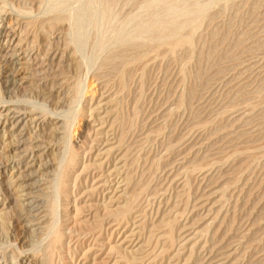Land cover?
Wrapping results in <instances>:
<instances>
[{
	"label": "rangeland",
	"instance_id": "1",
	"mask_svg": "<svg viewBox=\"0 0 264 264\" xmlns=\"http://www.w3.org/2000/svg\"><path fill=\"white\" fill-rule=\"evenodd\" d=\"M57 15L65 22L53 29L48 21ZM55 52L53 64L63 69L59 75L51 69L58 83H81L72 100L73 86L56 85L54 96L46 95L52 75L44 85L33 71ZM27 70L31 78L19 83L14 74ZM12 106L34 108L47 120L45 130L29 124L24 131L35 153L23 157L15 148L20 137L0 127V215L8 210L9 222L28 217L23 197L14 207L7 200L13 181L20 195V184H31L53 204L50 227L64 223L60 175L77 147L82 157L70 173L68 221L76 206L129 209L122 219L106 218L99 241V233L80 228L91 221L84 209L76 218L80 229H66L74 240L65 241L53 264H264V0H0L1 116ZM58 125L59 136L51 132ZM46 162L49 168H40ZM27 163H34L29 171ZM1 230L0 264H15L13 252L17 257L21 249L28 262L39 253L48 263L49 231L27 229L16 241L10 229Z\"/></svg>",
	"mask_w": 264,
	"mask_h": 264
},
{
	"label": "bare ground",
	"instance_id": "2",
	"mask_svg": "<svg viewBox=\"0 0 264 264\" xmlns=\"http://www.w3.org/2000/svg\"><path fill=\"white\" fill-rule=\"evenodd\" d=\"M72 1V0H71ZM99 1V0H98ZM133 1V0H132ZM4 2V1H3ZM104 2V1H103ZM131 2V1H130ZM162 3V2H161ZM257 3V2H256ZM52 4V3H51ZM253 4V3H252ZM53 5V4H52ZM64 5V4H63ZM62 5V6H63ZM66 5V4H65ZM97 5V4H96ZM115 5V4H114ZM117 5V4H116ZM137 5H138V3H137ZM137 5H136V7H137ZM61 6V7H62ZM85 6V5H84ZM91 6V5H90ZM121 6V5H120ZM60 7V6H59ZM64 7V6H63ZM97 8V7H96ZM47 9V8H46ZM108 9H110V8H108ZM119 9V8H118ZM59 10V9H58ZM90 10V9H89ZM221 10V9H220ZM254 10V9H253ZM16 11H17V9H16ZM49 11V10H48ZM153 11V10H152ZM167 11V10H166ZM29 12V11H28ZM44 12H47V11H44ZM163 12V11H162ZM161 12V13H162ZM27 13V12H26ZM108 13V12H107ZM112 13V12H111ZM24 14V13H23ZM220 14V13H219ZM51 15V14H50ZM148 15V14H147ZM165 15V14H164ZM45 16V15H44ZM153 16H155V15H153ZM166 16V15H165ZM64 16L62 15H57V16H55V17H51V19L48 21V24L50 25V27L51 28H58L57 26L59 25L60 26V24H62L63 22H65V17L63 18ZM82 17V16H81ZM127 17H129V16H127ZM138 17V16H137ZM146 17H148V16H146ZM173 18V17H172ZM211 18V17H210ZM39 19V18H38ZM134 19V18H133ZM136 19V18H135ZM148 19V18H147ZM157 19H159V18H157ZM212 20V19H211ZM44 21V20H43ZM90 21V20H89ZM208 21H210V20H208ZM34 22V21H33ZM33 22H29V24L28 25H30V26H33L34 27V25H35V22L33 23ZM108 22H110V21H108ZM187 22V21H186ZM251 22H253V20L251 21ZM46 23V22H45ZM110 23H112V22H110ZM109 23V24H110ZM157 23V22H156ZM172 23V22H171ZM179 23V22H178ZM107 24V23H106ZM144 25V24H143ZM156 25V24H155ZM170 25V24H169ZM96 26V25H95ZM158 26V25H157ZM173 26V25H172ZM26 27V26H25ZM37 27V26H36ZM75 27V26H74ZM38 28V27H37ZM31 30H32V28H30ZM39 29H41V28H39ZM79 29V28H78ZM158 29H159V27H158ZM42 30V29H41ZM46 30H47V28H46ZM169 30V29H168ZM178 30V29H177ZM26 31V30H25ZM28 31V30H27ZM36 31V30H35ZM55 31H57V30H55ZM54 31V32H55ZM60 31V30H59ZM65 31V30H64ZM151 31V30H150ZM149 31V32H150ZM164 31V30H163ZM68 32V31H67ZM83 32V31H82ZM209 32V31H208ZM248 32V31H247ZM153 33V32H152ZM172 33V32H171ZM11 34V33H10ZM25 34V33H24ZM39 34V33H38ZM135 34V33H134ZM182 34V33H181ZM35 35V34H34ZM155 35V34H154ZM190 35V34H189ZM55 36V35H54ZM126 36V35H125ZM152 36V35H151ZM156 36V35H155ZM174 36V35H173ZM179 36V35H178ZM8 37V36H7ZM181 37V36H180ZM179 37V38H180ZM145 38V37H144ZM170 38V37H169ZM24 39V38H23ZM178 39V38H177ZM182 39V38H181ZM9 40H10V42H13L14 44H15V42H16V40H17V36H16V34L14 35H11L10 37H9ZM30 40V39H29ZM69 40V39H68ZM157 40V39H156ZM183 40H185L184 38H183ZM187 40V39H186ZM22 41V40H21ZM194 41V40H193ZM66 42V41H65ZM187 42V41H186ZM221 42V41H220ZM18 43V42H17ZM44 43V42H43ZM61 43V42H60ZM107 43V42H106ZM185 43V42H184ZM234 43V42H233ZM5 44V43H4ZM20 44V43H19ZM22 44V43H21ZM20 44V45H21ZM51 44V43H50ZM54 44V43H53ZM66 44V43H65ZM173 44V43H172ZM177 44V43H176ZM262 44V43H261ZM163 45V44H162ZM173 45H175V43L173 44ZM15 47H16V45H14ZM22 46V45H21ZM50 46H52V45H50ZM49 46V47H50ZM158 46V45H157ZM175 46H177V45H175ZM261 46V45H260ZM62 47V46H61ZM178 47V46H177ZM258 47V46H257ZM98 48H99V46H98ZM151 48V47H150ZM25 49V48H24ZM28 48H26V50H27ZM51 49L53 50V48L51 47ZM57 49V48H56ZM65 49V48H64ZM194 49V48H193ZM46 50H48V48L46 49ZM59 50V49H58ZM113 50H115V49H113ZM15 51V50H14ZM25 51V50H24ZM27 51H29V50H27ZM51 51V50H50ZM57 51V50H56ZM161 51V50H160ZM218 51V50H217ZM68 52V51H67ZM99 52V51H98ZM14 53V52H13ZM29 53H30V51H29ZM46 53V52H45ZM50 53H52V52H50ZM50 53L48 54V55H50ZM58 53V52H57ZM60 53V52H59ZM190 53V52H189ZM229 53V52H228ZM25 57H26V55H25V53L23 52L22 53ZM21 54V55H22ZM27 54V53H26ZM38 54V53H37ZM36 54V55H37ZM127 54V53H126ZM31 55V54H30ZM48 55H47V53H46V57H48ZM61 55V54H60ZM109 55V54H108ZM11 55H9V57H10ZM23 56V57H24ZM38 56V55H37ZM41 56V55H40ZM150 56V55H149ZM195 56V55H194ZM7 57V56H6ZM36 57V56H35ZM39 57V56H38ZM61 57V56H60ZM123 57V56H122ZM141 57V56H140ZM211 57V56H210ZM210 57H209V59H210ZM10 58H12V57H10ZM61 58H63V57H61ZM25 59V58H24ZM37 59V58H36ZM55 59H57V55H56V52L55 53H53V54H51V56H50V59H48V58H46V59H44V61H48L49 62V60H50V63H45V62H41V64L38 66V67H35L34 69H33V71L35 70V71H38L39 72V75H42L43 76V78L41 79L42 81H43V84L45 85L46 83V81L48 80L47 79V77L48 76H50V75H52V79H51V81H52V87L50 88V89H46V87H44L45 89H44V93H46V95L48 94L49 96H51V95H53V87L54 86H56V85H58V86H61L62 87V85L64 84V83H58V79H60V78H58L59 76V73L61 72V71H63V69H62V67H61V63H60V65H59V61L58 62H56L55 64H58V65H55V64H53V62L55 61ZM121 59H123V58H121ZM192 59H194V58H192ZM30 60H32V59H30ZM129 60V59H128ZM26 61V60H25ZM33 61V60H32ZM62 61V60H61ZM111 61V60H110ZM109 61V62H110ZM63 62V61H62ZM34 63V62H33ZM114 63V62H113ZM80 64V63H79ZM31 65V64H30ZM33 65V64H32ZM63 65V64H62ZM104 65V64H103ZM106 65V64H105ZM205 65V64H204ZM34 66V65H33ZM55 66H57V67H59V68H57V67H55ZM3 67V66H2ZM28 67V66H27ZM48 67V68H47ZM70 67H71V65H70ZM116 67V66H115ZM145 67V66H144ZM25 67H23V69H24ZM55 69V70H58V75L56 74V71L55 70H51V69ZM64 68V67H63ZM100 68V67H99ZM132 68V67H131ZM22 69V68H21ZM22 69V70H23ZM29 69V68H28ZM65 69V68H64ZM67 69V68H66ZM47 70H49V71H52V72H48V73H46L47 72ZM119 70H121V69H119ZM21 71V70H20ZM32 71V69L30 70V72L31 73H34ZM68 72H69V70H68ZM107 72V71H106ZM124 72H125V70H124ZM28 73V70L27 71H22V72H20V74L19 73H17V74H14V76L16 77V76H18V78H19V83H21V84H24L25 82H27V80H28V77L30 76V78H31V75H28L27 74ZM31 73H29V74H31ZM114 73V72H113ZM127 73H128V71H127ZM9 74V73H8ZM7 74V75H8ZM12 74V73H11ZM10 74V76H9V78L10 77H12L13 75H11ZM95 74V73H94ZM102 75H103V73H101ZM123 74V73H122ZM210 74V73H209ZM3 75V74H2ZM28 75V76H27ZM35 75H37V74H35ZM34 75V76H35ZM201 75V74H200ZM38 76V75H37ZM70 75H68L67 74V77H69ZM109 76V75H108ZM36 77V76H35ZM40 77V76H39ZM46 77V78H45ZM66 77V76H65ZM71 77V76H70ZM105 77V76H104ZM29 78V79H30ZM45 78V79H44ZM79 78V77H78ZM96 78V77H95ZM117 78V77H116ZM13 79V78H12ZM68 79V78H67ZM108 79V78H107ZM115 79V78H114ZM14 81H15V79H13ZM12 80V82H14ZM62 80H63V77H62ZM61 80V81H62ZM68 80H70V79H68ZM68 80H66V81H68ZM73 80V79H72ZM100 80V79H99ZM33 81V80H32ZM50 81V80H49ZM48 81V82H49ZM128 81V80H127ZM72 82V81H71ZM75 82V81H74ZM79 82V81H78ZM110 82V81H109ZM121 82V81H120ZM37 83H38V81H37ZM70 83V82H69ZM83 83V82H82ZM12 84V83H11ZM49 84V83H48ZM73 84V83H72ZM120 84V83H119ZM118 84V85H119ZM8 85V84H7ZM40 85V84H39ZM38 85V86H39ZM64 85H66V86H68V84H64ZM79 85V86H78ZM22 86V85H21ZM70 86H73V85H71L70 84ZM70 86H68V88L70 87ZM81 83L80 84H75L74 86H73V88H72V96L70 97L71 98V100L72 99H74L75 97H76V95H79V93H81L82 92V89H81ZM16 87H19V86H16ZM50 87V86H49ZM41 88V90L40 91H42V86L40 87ZM67 88V89H68ZM71 88V87H70ZM19 90H20V88H19ZM64 90V89H63ZM62 90V91H63ZM70 90V89H69ZM111 90H112V88H111ZM124 90V89H123ZM260 91V90H259ZM65 92V91H64ZM41 93V92H40ZM43 93V94H44ZM54 94H56V93H54ZM65 94H66V92H65ZM64 94V95H65ZM71 94V93H70ZM19 95V94H18ZM36 95V94H35ZM61 95V94H60ZM20 96V95H19ZM41 96V95H40ZM54 96V95H53ZM93 96V95H92ZM111 96V95H110ZM26 98V97H25ZM43 98V97H42ZM46 98V97H45ZM65 98H67V97H64V99ZM70 98L68 99V100H70ZM78 98V97H77ZM263 98V97H262ZM49 99V98H48ZM192 99V98H191ZM26 100H27V98H26ZM29 100V99H28ZM27 100V101H28ZM36 100V99H35ZM63 100V99H62ZM61 100V101H62ZM42 101V100H41ZM45 101H47L46 99L44 100V102ZM64 101V100H63ZM75 101V100H74ZM84 101V100H83ZM29 102V101H28ZM31 102V101H30ZM43 102V101H42ZM65 102V101H64ZM69 102V101H68ZM7 103V102H6ZM21 103V102H20ZM31 103H33V102H31ZM57 103H59V102H57ZM71 103V102H70ZM80 103V102H79ZM107 103H109V101L107 102ZM15 104V103H14ZM13 104V105H14ZM17 104V103H16ZM36 104V103H35ZM46 104V103H45ZM74 104V103H73ZM9 105V104H8ZM7 105V106H8ZM78 105H80V104H78ZM117 105H118V103H117ZM3 106V105H2ZM10 106V105H9ZM19 106V105H18ZM28 106V105H27ZM48 106V105H47ZM52 106V105H51ZM60 106V105H59ZM64 106V105H63ZM69 106V105H68ZM74 106H76V105H74ZM35 107H37V106H35ZM44 107V106H43ZM4 108V107H3ZM24 108V107H23ZM55 108V107H54ZM77 108H78V106H77ZM76 108V109H77ZM79 108H80V106H79ZM56 109V108H55ZM62 109H63V107H62ZM74 109H75V107H74ZM92 109H94V108H92ZM25 110V109H24ZM31 110H34V108L32 109H30V111L28 112V111H23V112H20L21 111V109H19V108H17V107H13L12 106V108H5V114L3 115V117L1 116V114H0V127L2 126L4 129H6V132H8L7 134H9V136H11L12 134H16V136L18 135L19 137H20V139L19 140H17V141H15L16 143H17V145L15 146V148L16 149H18V151H19V153L22 155L21 157H23V155H27L28 156V154H33V153H35V147H34V145L33 146H31L30 144H28V142H29V140H31L30 138H29V140L27 139V138H24V131H26V129H27V127H29L28 125L29 124H33L35 127H37L38 129V131H42V130H45V124H44V121L45 120H47V119H43V117L42 116H40L39 114H36L37 112L35 111V113H33V111H31ZM71 110V109H70ZM85 110V109H84ZM83 110V111H84ZM89 110V109H88ZM40 111V110H39ZM58 111H59V109H58ZM95 111V110H94ZM116 111H117V109H116ZM1 112V111H0ZM70 112V111H69ZM85 112V111H84ZM87 112V111H86ZM113 112V111H112ZM120 112V111H119ZM47 113V112H46ZM51 113V112H50ZM64 113V112H63ZM26 114H28V116H29V118H28V120L26 121L25 120V118H23V116L24 115H26ZM48 115H49V112L47 113ZM56 114H58V113H56ZM80 114V113H79ZM86 114V113H85ZM44 115V114H43ZM47 115V116H48ZM53 116V115H52ZM95 116V115H94ZM55 117V116H54ZM1 118H3V119H1ZM48 118V117H47ZM52 118V117H51ZM257 118V117H256ZM53 119V118H52ZM118 120V119H117ZM127 120V119H126ZM245 120H247V119H245ZM61 121V120H60ZM50 122V121H49ZM62 123V122H61ZM67 123V122H66ZM89 123V122H88ZM55 125H57V124H59V121L57 122V120H56V122L54 123ZM64 124H65V122H64ZM71 125V124H70ZM116 126V125H115ZM259 126H261V125H259ZM1 127V128H2ZM112 127V126H111ZM47 129V128H46ZM49 130V129H48ZM48 130H47V132H48ZM63 130V129H62ZM61 130V126H55L54 128H53V130H51V132H54V133H56L58 136L60 135V132L62 131ZM125 131V130H124ZM6 132H4V133H6ZM50 132V131H49ZM18 133V134H17ZM28 133L29 132H27V134L26 135H28ZM33 133V132H32ZM96 133V132H95ZM31 134V133H30ZM107 134V133H106ZM57 135H53L52 137L53 138H55V137H58ZM90 135V134H89ZM95 135V134H94ZM39 136H45V139H46V136H47V134L45 135V134H43V135H39V134H37L36 132L34 133V137L35 138H38ZM67 136V135H66ZM84 136V135H83ZM1 137V136H0ZM27 137H29V136H27ZM33 137V136H32ZM85 137H87V136H85ZM90 137V136H89ZM2 138V137H1ZM16 138V137H15ZM52 138V139H53ZM137 138V137H136ZM228 138V137H227ZM4 139V138H3ZM78 139V138H77ZM80 139V138H79ZM95 139V138H94ZM1 140V139H0ZM10 140V139H9ZM40 140H41V138H40ZM54 140V139H53ZM68 140V139H67ZM32 141V140H31ZM30 141V142H31ZM34 141V140H33ZM32 141V142H33ZM55 141V140H54ZM9 142V141H8ZM32 142H31V144H32ZM38 142V141H37ZM56 142V141H55ZM54 142V143H55ZM121 142V141H120ZM59 143V142H58ZM53 144V143H52ZM57 144V143H56ZM55 144V145H56ZM134 144V143H133ZM46 145V144H45ZM55 145H53V146H55ZM77 145V144H76ZM82 145V144H81ZM125 145V144H124ZM11 146V145H10ZM42 146V145H41ZM60 146V145H59ZM73 146H74V144H73ZM72 146V147H73ZM116 146H118V142H117V145ZM132 146V145H131ZM36 147L38 148L39 147V145H36ZM76 147V146H75ZM92 147V146H91ZM45 148H47V146L45 147ZM49 148V147H48ZM57 149H58V147H56ZM78 148V147H77ZM77 148H71L72 150H71V153L69 154V156H68V159H67V161L65 162L64 161V163H65V165L63 166V168H62V174L60 175V183H59V192H60V194H61V196L63 197L62 199L64 200V206H63V204H62V206L64 207V211H65V214H66V216H68L67 218H66V220L64 221V223H62V224H60V222H59V225H57V224H55V226L54 227H50L49 225H48V221H47V219H48V215L46 214L47 212H49L50 211V209H51V207H52V203H45V202H47V197L46 196H43L41 193H43V192H39L40 194H35L34 193V191H33V185H29V184H20V182H18L20 185H22V194L20 195L19 194V192L16 190V187H15V189H14V186H13V184H14V182L13 181H11L10 183H9V185H7V186H9V188H11V190L10 191H8L7 193L9 194V196L7 197V200L8 201H10L9 203H11L12 202V207H14V206H16L17 205V203L19 202V200H20V198L21 197H23L21 200L23 201V209L24 210H26V212H27V214H28V217L27 218H25V219H22L21 217H15L14 219H12V221L11 222H9V221H7L6 219V217H7V215H8V210L6 211V212H2L1 213V215H0V229H2L1 231H2V233L3 232H8L9 233V229H10V233H12V235L14 236V238H13V240H18V237L19 236H21L22 235V233H26V231H27V229H30L31 231H33V232H35L34 230H38V229H41L40 231H41V235L42 234H44V232H47V231H49V233L50 234H53V236L51 237V239L47 242V244H45L46 245V257L49 259V261H48V263H47V261H45V256L43 255V254H39V253H33V256H32V259L28 262L27 261V255H23V250L21 249V248H19V249H21V250H19L20 252H18V255H17V257H15L14 256V252H13V256H12V258H13V260L14 259H16V263L15 264H53V260H54V258L56 259L58 256H60V254H61V250L62 249H64L65 247H66V240L67 239H71L72 238V236H70L69 234H68V230H70V232H72L74 229H76V227H77V230H78V228L81 226V224L78 226V221H76V218H78L77 216H79L80 214H82L83 213V211H85L84 209H86V211H88V215H91L90 216V219H91V221L89 220V221H87V222H89L88 223V225L87 224H85V225H82L80 228H84V227H86V228H90L89 230H91V232L89 231V234L90 233H92V231H94L95 233L97 232V233H99V235L95 238V239H97V241H99L100 240V238H101V236H103L101 233H102V230L104 231V229H106V228H104L103 229V225H104V223H105V221H106V218L107 217H109V216H111V218H112V216H116V217H118V218H124V216H127L126 215V211H128V210H126V209H120L118 212L116 211H113V210H111V209H109V208H106V209H104V210H100L99 208H97V206H95V204L94 205H83V206H81V207H77L76 206V210H74V213H75V218L73 217V221H68L69 220V213H68V211H69V201L71 200V195H73L72 194V188L70 187L71 185H69V180H71L73 177L70 175V173L72 172V171H74L75 170V168H76V166H77V164H78V161H79V158L80 157H82L81 156V154H80V151H79V149H77ZM80 148H82V147H80ZM113 147H111L110 149H112ZM118 148V147H117ZM130 148V147H129ZM91 149V148H90ZM41 150L42 149H39L38 150V155L37 156H39V158L40 157H42V156H44L43 155V152H41ZM114 150V149H113ZM58 151V150H57ZM44 152H45V150H44ZM110 153H111V151H109ZM109 152H108V154H109ZM130 152V151H129ZM59 153V152H58ZM175 153V152H174ZM66 154V153H65ZM83 154H85L84 152H83ZM113 154V153H112ZM124 154H126V153H124ZM35 155V154H34ZM109 155H111V154H109ZM18 156V155H17ZM33 156V155H32ZM58 156V155H57ZM63 156H65V155H63ZM125 156V155H124ZM203 156V155H202ZM3 157V156H2ZM19 157V156H18ZM34 157V156H33ZM36 157V156H35ZM115 157V156H114ZM1 158V157H0ZM31 158V157H30ZM39 158H38V160H39ZM84 158V157H83ZM108 158V157H107ZM126 158V157H125ZM1 159H4V158H1ZM25 159V158H24ZM37 159V158H36ZM143 159H144V157H143ZM9 160H10V158H9ZM137 160V159H136ZM52 161V160H51ZM60 161H61V159H60ZM1 162V161H0ZM34 162V161H33ZM115 162V161H114ZM213 162V161H212ZM215 162V161H214ZM9 163V162H8ZM17 163V162H16ZM124 163V162H123ZM7 164V163H6ZM82 164V163H81ZM154 164V163H153ZM34 165V163H27L26 165H25V167L26 168H24V169H26L27 171H29L31 168H32V166ZM58 165V164H57ZM83 165H84V167H85V164L83 163ZM82 165V166H83ZM93 165V164H92ZM102 165V164H101ZM198 165H199V163H198ZM15 166V165H14ZM44 166H47V168H49V164L46 162L45 163V165H43V163L42 164H40V168H42V167H44ZM100 166V165H99ZM104 166V165H103ZM102 166V167H103ZM200 166V165H199ZM58 168H60V167H58ZM4 169V168H3ZM77 169V168H76ZM100 169H101V167H100ZM120 169V168H119ZM124 169V168H123ZM2 171V170H1ZM131 171H132V169H131ZM130 171V172H131ZM52 172H54L53 170H50V173H52ZM127 172V171H126ZM3 173V172H2ZM30 173H32V172H30ZM56 173V172H55ZM83 173H84V171H83ZM5 174V173H4ZM29 174V173H28ZM72 174V173H71ZM73 174H75V171H74V173ZM227 174V173H226ZM0 175H1V173H0ZM31 175V174H30ZM52 175V174H51ZM127 175V174H126ZM24 176H28L27 174L26 175H22V177H24ZM12 177H14V176H12ZM46 177V176H45ZM48 177H50L49 175H48ZM88 177V176H87ZM90 177V176H89ZM112 177V176H111ZM175 177V176H174ZM58 177H56V179H57ZM117 178V177H116ZM44 179V178H43ZM48 179V178H47ZM1 180V179H0ZM7 180V179H6ZM58 180V179H57ZM232 180V179H231ZM15 181L17 182V178L15 179ZM44 181H46L45 179H44ZM56 181V180H55ZM59 181V180H58ZM72 181V180H71ZM7 182V181H6ZM57 182V181H56ZM79 182H81V181H79ZM85 182V181H84ZM131 182V181H130ZM17 183V184H18ZM30 183H32L33 184V182H30ZM129 183V182H128ZM5 184V183H4ZM18 184V185H19ZM57 184H58V182H57ZM75 184V183H74ZM3 185V184H2ZM4 186V185H3ZM2 187V186H1ZM19 189H21L19 186H17ZM51 187V186H50ZM57 187V186H56ZM135 187V186H134ZM141 188V187H140ZM8 189V188H7ZM48 189V188H47ZM91 189V188H90ZM135 189V188H134ZM9 190V189H8ZM76 190V189H75ZM74 190V191H75ZM93 190V189H92ZM4 191H6V190H4ZM1 192V191H0ZM50 191H48V193H49ZM58 192V193H59ZM88 192V191H87ZM95 192V191H94ZM133 192V191H132ZM6 193V192H5ZM4 193V194H5ZM44 193H45V191H44ZM84 193H85V191H84ZM91 193H92V191H91ZM102 193V192H101ZM145 193V192H144ZM74 194H76V193H74ZM94 194V193H93ZM130 194V193H129ZM1 195V194H0ZM134 195H135V193H134ZM48 196V195H47ZM50 196V195H49ZM88 196V195H87ZM137 196H138V194H137ZM96 197V196H95ZM75 198V197H74ZM80 198V197H79ZM90 198V197H89ZM61 199V200H62ZM186 199V198H185ZM50 202V201H49ZM129 202V201H128ZM22 203V202H21ZM79 203V202H78ZM130 203H131V201H130ZM130 203H127V208H129L130 207ZM77 204V203H76ZM134 205V204H133ZM61 206V207H62ZM74 206H75V204H74ZM46 207H48L49 209H46ZM56 207H57V205H56ZM94 207V208H93ZM124 208V207H123ZM22 209V210H23ZM15 210V209H14ZM130 210H132L131 209V207H130ZM53 211V210H52ZM17 212V211H16ZM57 212V211H56ZM178 212V211H177ZM150 213V212H149ZM18 214V213H17ZM22 214V213H21ZM25 214V213H24ZM55 214V213H54ZM53 214V215H54ZM20 215V214H19ZM21 216V215H20ZM52 216V215H51ZM24 217H25V215H24ZM72 217L70 218V219H72ZM74 219H75V221H74ZM163 219V218H162ZM52 220H53V218H52ZM82 220V219H81ZM116 220V219H115ZM124 220V219H123ZM139 220V219H138ZM58 221H60V220H58ZM163 221V220H162ZM108 222V221H107ZM116 222V221H115ZM80 223V222H79ZM84 223V222H83ZM139 223V222H138ZM10 224V225H9ZM163 224V223H162ZM106 225H109V224H106ZM113 225V224H112ZM157 225V224H156ZM184 225V224H183ZM38 226V227H37ZM134 226V225H133ZM67 227L69 228V229H67ZM150 227V226H149ZM148 227V228H149ZM155 227V226H154ZM48 228H50L49 230H48ZM79 228V229H80ZM86 228H84V229H86ZM151 228V227H150ZM66 229H67V231H66ZM108 229V228H107ZM113 229V228H112ZM261 229V228H260ZM76 230V235H77V231ZM106 231V230H105ZM109 231V230H108ZM214 231V230H213ZM85 232V231H84ZM86 232H88V229L86 230ZM107 232V231H106ZM48 233V232H47ZM253 233V232H252ZM88 234V235H89ZM2 235V234H1ZM41 235L39 236V238L41 239ZM46 235V234H45ZM96 235V234H95ZM212 235V234H211ZM161 236V235H160ZM6 237V236H5ZM10 237H12V236H10ZM38 237V236H37ZM70 237V238H69ZM159 237V236H158ZM110 238V237H109ZM73 239V238H72ZM238 239V238H237ZM248 239V238H247ZM12 240V239H11ZM74 240V239H73ZM79 240V239H78ZM249 240V239H248ZM77 241V240H76ZM76 241H75V243H76ZM80 241H81V239H80ZM94 241H96V240H94ZM93 241V242H94ZM192 241V240H191ZM68 242H71L70 240L68 241ZM212 242V241H211ZM219 242V241H218ZM230 242V241H229ZM17 243V242H16ZM82 243V242H81ZM171 243V242H170ZM201 243V242H200ZM231 243V242H230ZM79 244V243H78ZM180 244V243H179ZM216 244V243H215ZM248 244V243H247ZM170 245V244H169ZM205 245V244H204ZM231 245H232V243H231ZM18 246V245H17ZM112 246V245H111ZM230 246V245H229ZM20 247V246H19ZM68 247V246H67ZM66 247V248H67ZM202 247V246H201ZM228 247V246H227ZM65 248V249H66ZM110 248V247H109ZM169 248H170V246H169ZM229 248V247H228ZM14 249V248H13ZM68 250V249H67ZM92 250V249H91ZM14 251H15V249H14ZM70 251V250H69ZM227 251V250H226ZM66 252V251H65ZM90 252V251H89ZM217 252V251H216ZM221 252V251H220ZM225 252V251H224ZM230 252V251H229ZM69 253V252H68ZM158 253V252H157ZM98 254V253H97ZM109 254V253H108ZM162 254V253H161ZM223 254V253H222ZM5 256V255H4ZM20 256H22V258L24 259V260H20L19 259V257ZM65 256V255H64ZM101 256V255H100ZM110 256V255H109ZM226 256L228 257L229 256V254H226ZM128 258H129V261H133V260H135L134 258H132V257H130V256H127ZM179 257V256H178ZM222 257V256H221ZM2 258V257H1ZM106 258H109L108 256L106 257ZM188 258V257H187ZM217 258V257H216ZM223 259V258H222ZM221 259V260H222ZM47 260V259H46ZM8 261V260H7ZM23 261H25V263H23ZM95 261V260H94ZM106 259H103V260H101L100 262L98 261V263L99 264H104V263H106ZM205 261V260H204ZM55 262V261H54ZM135 262V261H134ZM206 262H207V260H206ZM209 262H211V260H209ZM214 262V261H213ZM261 263V262H260ZM138 264V263H137ZM214 264V263H213ZM216 264V263H215Z\"/></svg>",
	"mask_w": 264,
	"mask_h": 264
}]
</instances>
